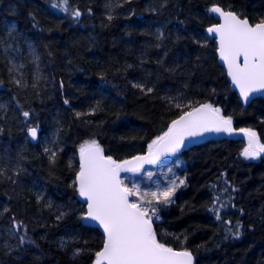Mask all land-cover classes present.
Here are the masks:
<instances>
[{"label": "trees", "instance_id": "16d2710c", "mask_svg": "<svg viewBox=\"0 0 264 264\" xmlns=\"http://www.w3.org/2000/svg\"><path fill=\"white\" fill-rule=\"evenodd\" d=\"M214 5L264 19V0H0V264H94L103 235L74 184L86 141L121 161L207 103L264 143V97L240 103L205 33ZM247 146L205 139L177 154L185 184L156 205L160 242L196 264H264V153L246 159Z\"/></svg>", "mask_w": 264, "mask_h": 264}, {"label": "snow or ice", "instance_id": "6c2138e0", "mask_svg": "<svg viewBox=\"0 0 264 264\" xmlns=\"http://www.w3.org/2000/svg\"><path fill=\"white\" fill-rule=\"evenodd\" d=\"M62 2L64 11H68L67 0ZM210 11L218 14L223 22L209 27L207 32L218 38L220 59L226 64L233 85L247 103L253 93H264V19L252 24L247 18L242 19L235 12L225 11L218 6H213ZM72 15L78 18L81 12L74 10ZM109 19L112 17L109 16ZM134 87L143 89L142 85ZM147 91L151 92L152 89ZM65 103L68 101L65 100ZM176 106L180 107L179 104ZM29 115V112H23L25 119ZM233 131L232 117L222 115L221 109L206 103L191 108L173 120L167 131L148 144L145 155L135 156L131 160L117 162L111 156H105L95 140L81 145L80 166L74 184L79 195L87 202L85 222H96L103 229L105 237L102 249L95 253L94 264H193L190 251H177L160 242L153 227V217L159 219L156 205L173 203L172 197L185 181L179 180L177 183L173 180L162 190L141 192L135 184L132 187L125 185L120 173H136L145 163L154 164L161 156L175 155L191 138L208 132L231 134ZM240 132L248 138V146L242 152L246 159H255L264 153V143L259 142L254 131L240 129ZM29 135L35 140L37 128H30ZM54 158L53 153L50 159ZM133 196L137 199L131 200ZM216 212L219 220V210L216 209ZM25 227L22 221L13 224L16 233ZM240 227L237 222L236 231L232 233L236 238L240 236ZM228 231L232 232V229ZM26 240L34 243L26 234L19 235L20 244ZM79 252L77 250L76 254Z\"/></svg>", "mask_w": 264, "mask_h": 264}, {"label": "water", "instance_id": "95a60500", "mask_svg": "<svg viewBox=\"0 0 264 264\" xmlns=\"http://www.w3.org/2000/svg\"><path fill=\"white\" fill-rule=\"evenodd\" d=\"M215 6H218V5H215ZM218 7H221V6H218ZM222 9H224L223 7H221ZM225 11H231V10H226V9H224ZM237 14V13H236ZM238 15V14H237ZM213 17L216 19V23H214V24H212V25H210L209 27H211V26H213V25H217V24H220V23H222L223 21H222V19L219 17V15L218 14H216V13H213ZM242 19L243 18H245V17H242V16H240ZM250 22V21H249ZM251 23V22H250ZM252 24H255V23H252ZM209 27H207L206 29H205V33H206V35L209 37V38H211V39H214L215 40V42H216V54H217V57H218V61H219V64L224 68V70H225V73H226V76H227V79H228V81H229V83H230V88L236 93V95L238 96V98H239V101H240V103L244 106V107H246L254 98H256V97H264V93H261V92H256V93H253L251 96H250V99H249V102H247V103H245L244 102V100L242 99V97L240 96V92H239V89L235 86V85H233V83H232V81H231V77L228 75V69H227V66H226V64L220 59V56H219V52L217 51V49H218V38L215 36V34H209L208 32H207V29L209 28ZM200 105H198V106H196V107H199ZM191 110V109H190ZM190 110H187V111H190ZM186 111V112H187ZM183 114V113H182ZM181 114V115H182ZM179 118V116L176 118V119H178ZM232 128L234 129V131L231 133V134H229V133H225V132H220V133H217V132H208V133H205L203 136H200V137H196V138H191V139H189V140H186L185 141V147H183V148H181L180 149V151H182V150H186L187 148H189V147H191V146H193V145H195L196 143H197V140H199V139H201V140H205V139H224V138H232V139H240V140H244V141H246V142H248V138L244 135V133H242V132H240V129H244V128H237L234 124H233V122H232ZM30 136V135H29ZM30 140L33 142V143H36L37 142V140H38V131H37V138L35 139V140H33L32 138H31V136H30ZM147 153V151L146 152H143V153H140V154H136V155H133V156H131V157H129V158H126V159H123V160H131L133 157H135V156H142V155H145ZM177 154V153H176ZM175 154V155H176ZM104 155L105 156H108L107 154H105L104 153ZM172 156H174V155H164V156H161L157 161H156V163H154V164H147V163H145L144 165H143V167L141 168V170L142 169H145V168H151V167H153L155 164H157L158 162H160V161H162V160H166V159H168V158H170V157H172ZM123 160H121V161H123ZM118 162H120V161H118ZM79 166H80V150H79ZM126 173H131V172H121L120 173V176H122V175H124V174H126ZM75 181H76V178H75ZM79 198L81 199V201H83L84 203H85V205H86V212H87V202L85 201V199L83 198V197H81L80 195H79ZM84 223L86 224V225H89V226H93V227H96V228H98L99 230H100V232L102 233V235H103V242H104V239H105V237H104V233H103V229L98 225V224H96V222H94V221H89L88 223H86L85 222V220H84ZM153 227H154V222H153ZM102 247H103V244H102ZM102 247L100 248V250L102 249ZM173 248V247H172ZM173 249H175V250H177V251H180V250H184V249H176V248H173ZM99 250V251H100ZM189 251V250H188ZM191 252V251H190ZM192 253V252H191ZM192 255H193V253H192ZM193 264H196V262H195V256L193 255Z\"/></svg>", "mask_w": 264, "mask_h": 264}, {"label": "rangeland", "instance_id": "374dc122", "mask_svg": "<svg viewBox=\"0 0 264 264\" xmlns=\"http://www.w3.org/2000/svg\"><path fill=\"white\" fill-rule=\"evenodd\" d=\"M183 166V161L180 156L175 155L169 159L158 162L152 168L142 169L136 173H126L121 176L125 185L132 187L134 184L139 187L141 192L158 191L169 186L173 180L177 183L179 176L177 168ZM151 173V176H149ZM131 200H136L137 197H130ZM156 220V217H153Z\"/></svg>", "mask_w": 264, "mask_h": 264}]
</instances>
